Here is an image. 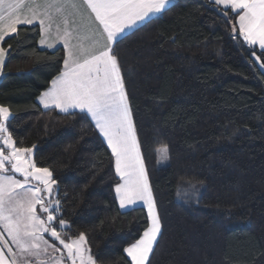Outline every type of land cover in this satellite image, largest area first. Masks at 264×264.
Segmentation results:
<instances>
[{
    "label": "trees",
    "instance_id": "1",
    "mask_svg": "<svg viewBox=\"0 0 264 264\" xmlns=\"http://www.w3.org/2000/svg\"><path fill=\"white\" fill-rule=\"evenodd\" d=\"M231 28L208 0H174L115 45L162 223L146 264H264V69ZM18 30L1 42L10 131L52 172L65 238L84 233L97 264H131L124 249L148 227L146 211L118 208L113 157L86 114L38 105L64 51L39 48L38 26Z\"/></svg>",
    "mask_w": 264,
    "mask_h": 264
},
{
    "label": "snow or ice",
    "instance_id": "2",
    "mask_svg": "<svg viewBox=\"0 0 264 264\" xmlns=\"http://www.w3.org/2000/svg\"><path fill=\"white\" fill-rule=\"evenodd\" d=\"M232 24L234 39L242 38L248 46L250 61L255 57L264 69V0H208ZM34 4V0H33ZM98 25L99 48L88 52L81 46L77 55L69 44L71 33L65 29L59 39L63 41L66 55L63 69L46 91L38 97L44 109H55L66 115H74L79 110L90 117L100 136L107 143L114 158L115 174L120 182L115 186L116 199L120 209L142 205L147 209L148 227L139 239L124 249L131 264H146L154 252L162 235V223L149 184L147 172L141 156L133 114L127 96L119 59L114 48L124 34L138 25L146 26L154 19L171 10L172 0H83ZM23 0H0V42L6 37L18 36L19 25L40 26V44L52 48L49 32L53 21V11L62 14L66 7L77 8L71 0H45L41 5L34 4L28 11L21 12ZM67 21L65 20V24ZM238 26V27H237ZM259 49V52L256 49ZM9 48L0 43V76H3L6 55ZM81 57H83L81 59ZM13 119L9 107L0 105V227L7 233L0 234V264H29L27 257H35L37 264H48L41 259L51 251L60 248L44 238L47 233L67 253L71 264H97L96 259L86 248V237L80 233L77 238L62 231L67 222L55 215L59 211V200L55 210L45 202L42 192L51 196L56 181L46 167H38L33 160V147L17 145L10 122ZM167 148L158 150V157L167 159ZM159 162V160H158ZM23 180L9 175V168ZM37 181V185H30ZM37 205L39 209L37 210ZM47 213L46 219L38 215ZM59 221V229L53 224ZM11 241V244L8 241ZM63 257H53L52 264H62Z\"/></svg>",
    "mask_w": 264,
    "mask_h": 264
},
{
    "label": "crops",
    "instance_id": "3",
    "mask_svg": "<svg viewBox=\"0 0 264 264\" xmlns=\"http://www.w3.org/2000/svg\"><path fill=\"white\" fill-rule=\"evenodd\" d=\"M71 2L75 3L78 7L75 9L72 7H66L62 14L55 13L53 11V21H52L51 30H50L48 36H49V41L53 42L54 46L52 48H48L46 45L42 46L40 44V36H39V39H38L39 48L45 49V50H50V51L56 50L58 48H62L64 51V57H65L66 51L64 48V43L62 40L59 39V36H62L65 29H67V31H69L71 33V37L69 39V44L73 48V51L77 55H79V50H80L81 46L86 50V54L88 52H95L98 50V48L100 46L99 44H97V41H99V36L97 35L98 25L95 22L94 16L91 14L90 10L87 9L86 5L83 4V0H71ZM173 2H174V0H172V4H173ZM44 3H45V0H34V4L41 5V10H43ZM34 4H33V0H23V6L21 9V12L23 14H30L28 9L30 6H34ZM65 20L67 21L66 24H65ZM19 26H38L39 31H40V26H39L38 22L35 23L34 25H19ZM139 26H141V25H138L137 28ZM133 30L134 29L126 32L124 34V36L126 34L132 32ZM257 49H258V47H257ZM82 58L83 57H81V59ZM62 69H63V63H62ZM51 81H50V83H51ZM50 83H49L48 87L50 86ZM48 87L46 88V90L48 89ZM46 90H44V91H46ZM37 103L39 105L38 98H37ZM39 106L42 109H44L42 105H39ZM56 111H58V110H56ZM70 111L80 112L79 110H70ZM84 114H86V113H84ZM88 118L90 119V117H88ZM92 125L95 128V125L93 123H92ZM96 131L99 134L98 130H96ZM99 136H100V134H99ZM100 137L103 140V142L105 143V145L107 146V143H106V141H104L103 137L102 136H100ZM109 151L111 153L110 149H109ZM113 162H114V158H113ZM114 171H115V167H114ZM118 180H119V177H118ZM119 182H120V180H119ZM115 198H116V193H115ZM116 203H117V206L119 208V203H118L117 199H116ZM134 207H143V206L138 204V205H134L128 209H131ZM143 208L145 209L146 215H147V209L145 207H143ZM128 209H120V210L125 211ZM147 219H148V217H147ZM0 234H2L5 238L7 237V233L4 231V229L2 227H0ZM44 238L47 239L49 241V243L54 244L56 247L59 248L58 243L56 244L54 242L55 241L54 239L49 238L46 235H44ZM8 243L11 244V241L9 240ZM49 253H50V255H45V256L41 257V259L48 261V264H52V258L53 257H63L62 264H68L67 259L62 255L61 250L53 253L51 251V249H49ZM126 256H127V254H126ZM27 259L29 261V264H37V259L35 257H27ZM128 259L130 260L129 257H128ZM130 262H131V260H130Z\"/></svg>",
    "mask_w": 264,
    "mask_h": 264
},
{
    "label": "rangeland",
    "instance_id": "4",
    "mask_svg": "<svg viewBox=\"0 0 264 264\" xmlns=\"http://www.w3.org/2000/svg\"><path fill=\"white\" fill-rule=\"evenodd\" d=\"M0 78H1V76H0ZM0 147H2V145H0ZM162 148H164V147H160L156 151V165L157 166H165L167 164V162H168V158L167 159H161V158L158 157V150L159 149H162ZM33 152H34V149H33ZM32 158H33V156H32ZM158 160H159V162H158ZM8 168H9V172H8L9 175H13L17 179L23 180V177L20 176L18 173L11 172L10 165H8ZM30 185H37V186H39V187H41L43 189V185L38 184L37 181H31L30 180ZM52 187H53V191L51 193V196H49L48 193H46V192H42V195L45 197V202L50 205V210H55V208H56L55 201H56L57 188H56V185L55 184ZM38 209H39V205H37V210ZM58 214H59L58 211H56L55 212V215L57 216ZM38 215H40L42 218H45L46 219L47 213H43V212H39L38 211ZM53 224L57 227L58 230H60L59 229V221L58 220H54L53 221ZM66 228H67V226H66ZM44 235L48 236L49 238H52L47 233H45ZM55 243L57 244L58 241H55ZM58 245H59V243H58ZM59 248L61 250L62 255L67 259V253L63 249V246L62 245H59ZM67 263L68 264H71V261L67 259ZM77 264H79V261H77Z\"/></svg>",
    "mask_w": 264,
    "mask_h": 264
}]
</instances>
